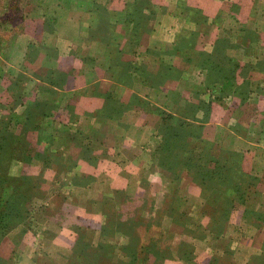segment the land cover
Segmentation results:
<instances>
[{"label":"crops","instance_id":"obj_1","mask_svg":"<svg viewBox=\"0 0 264 264\" xmlns=\"http://www.w3.org/2000/svg\"><path fill=\"white\" fill-rule=\"evenodd\" d=\"M29 1L28 14L34 21L23 20L25 32L22 37L27 39L26 25L29 22L33 23L32 29L39 28V33L32 35L31 42L25 41L19 51V69L13 67L17 74L12 72L14 69L7 74L4 68L5 74L0 76L10 84L11 81L19 84L21 90L15 93L18 91L26 99L29 95V86H26L28 51H33L36 64L42 71L39 69L41 75L29 82L30 85L35 89L44 87L46 78L43 74H51L55 90L69 97L66 103L62 99L54 105L50 122L54 127L67 128L69 143L79 145L81 159L87 156L92 166L82 171L84 175L88 174L87 179L82 181L77 177L79 181L63 186L59 205H67L66 209H69L59 214L62 219L73 217V224L78 223L77 216L92 215L96 200L93 201L91 196V187L101 175H106L107 187L111 188H117L120 175L138 177L146 169L148 175H153L140 153L145 149L148 152L154 145L161 124L201 123L190 116V113L195 114L191 106L205 108L218 103L212 109V120L205 125L232 132L234 143L225 141V150L212 154L213 157L219 161L229 160L236 153L248 152L249 173L264 181V144L257 142L263 150H255L249 139L251 127H257L256 141H260L261 122L245 121L246 107L264 105V0H120L119 6H114V0H87V3L65 8L61 7L60 0H50L45 8L41 7L43 0ZM112 17L119 18V21L110 20ZM66 27L70 33H60ZM6 55L8 57V53ZM119 57L131 59V62L119 63ZM22 71L23 75L20 74ZM248 82L256 83L258 89L251 93L254 94L249 98L252 101L241 105L238 96L250 95V90L241 89L242 84ZM120 88L133 96L130 106L119 102ZM0 95L11 96V92L4 87ZM37 96L38 91L35 99L39 98ZM219 102L228 105L230 118L221 119L214 115L220 112L219 109L224 111L226 108ZM38 109L41 107H36ZM144 114L147 115L145 120L142 119ZM165 115L167 117L163 118ZM102 128H105L103 132ZM85 133L92 134L96 139L85 137L97 140L101 145L96 157L90 156L88 152L92 150L83 143ZM106 136L113 141L112 148L106 144ZM214 137H218L215 131ZM193 138L189 137L188 141ZM242 148L249 151L240 150ZM252 149L254 151H250ZM154 154H148L147 159H154ZM117 157L119 168L114 170L107 164H112L110 159ZM48 189L46 200L53 197ZM54 204L50 203L49 208ZM32 213L38 216L43 210L35 207ZM36 219L38 225L34 231L21 225L4 236L3 243L5 241L9 247L4 264H45L47 260L61 264L62 261L54 260L51 254L42 253V250L49 244L57 250L67 249L64 240L68 239V234L51 218V222L58 225L53 233L56 239L51 237L46 242L44 224ZM85 229L89 231L91 227L85 226ZM74 231L77 235L82 227ZM244 233L243 236L236 233L227 237L224 231L219 237H204L202 240L196 238L199 235H191L186 236V241L201 243H193L196 247L202 246L196 252L198 264H207L209 259L216 264L222 259L229 261L227 251H231L232 257L241 251L246 262V257L259 248L254 240L251 241L256 238L255 234L249 232L250 235L244 236ZM231 260L228 264H234L235 260ZM170 263L182 264L165 261V264Z\"/></svg>","mask_w":264,"mask_h":264},{"label":"rangeland","instance_id":"obj_2","mask_svg":"<svg viewBox=\"0 0 264 264\" xmlns=\"http://www.w3.org/2000/svg\"><path fill=\"white\" fill-rule=\"evenodd\" d=\"M49 1L43 0L44 5L41 7L48 6ZM119 1L114 0V6H119ZM60 2L61 7L65 8L67 5L87 3V0H60ZM30 8L29 0H0V74H5L4 68L7 74L12 72L17 74L16 68L19 69L20 64L19 51L25 41L31 42L32 35L39 33V28L30 27L34 21V18L28 14ZM114 17L110 20L119 21V18ZM25 19L32 20L26 25V40L22 37V32H25L23 31ZM35 26L36 24L33 25ZM63 29L64 31L60 33H70L67 27ZM119 38H122L121 32H119ZM28 57L29 68L26 69V74L29 78L26 77V86L29 87L26 88L29 95L26 99H23L18 91L17 94L15 93L16 90H21L19 84L12 81L10 84L8 80L0 76V90L6 87L11 92V96L0 95V137H7L2 142L0 139L2 151L5 152L1 162L4 169L1 170L6 171L7 174L25 177L26 186L30 188L29 192H32V198L28 199L29 201H19L15 204L20 214L14 217L17 221L5 235L21 225L34 231L38 225L36 222L38 218L43 222L46 230L45 241H49L51 237L56 239L53 233L57 231L58 225L51 222L52 218L53 221L58 222L60 225L58 227L68 234L66 237L68 239L64 240L68 248L57 250L49 244L43 246L42 253L51 254L54 260L62 261L61 264H165L168 260L179 261L182 264H198L196 252H199L201 249L199 247L202 246L193 245L199 242L198 240H194L193 243L186 241V236L199 235L196 238L202 240L204 237H219L224 234V231L227 237L236 233L243 236L246 232L245 236L253 232L256 238L251 241L256 242L258 251L246 257V262L243 261L245 257L243 258L241 251L234 257L231 251H227L229 255L227 257L230 258L229 261L234 259V264H264V181L249 173L248 152L236 153L234 157L232 156L233 159L229 160L224 158L219 161L213 157L214 153L225 150L227 146L225 141L232 140L234 143L232 132L222 127L218 131L214 125H205L208 120H212V109L218 103L214 105L211 103V106L205 108L191 106L195 114L190 113V116L195 122L201 121L197 125L196 123L184 125L190 123L184 122L181 126L161 124L157 128L159 138L154 140V145L148 150L149 153L146 149L140 153L145 157L143 161L146 166L150 165L149 171L153 172V175H148L147 169L143 170L138 177H133L134 179L128 174L120 175L121 179L119 183H116L117 188H111L109 185L108 188V183L105 181L106 175H101L96 185L91 187V196L93 201L96 200L91 211L92 215L77 216L78 223L73 224V217L68 216L67 220L62 219L59 214L67 207V205L66 207L59 205L63 186L66 183L79 181L76 180L77 177L80 180L87 179L88 174L84 175L82 171H86L92 164L87 156L81 159L79 145L74 142L69 143L66 127L57 128L51 125L52 108L62 99L66 103L69 98L68 95L55 90L53 75L43 74L46 78L43 85H46L36 88L39 98L35 99L37 91L30 83L41 75L39 72L42 68L36 64L35 52L28 51ZM120 62L130 63L131 59L119 57ZM12 69L15 71L11 72ZM20 74L23 75V71ZM13 83L15 87L12 86ZM241 89L250 90L249 97L238 96L243 105L244 102L248 104L254 96L251 93L256 92L258 87L256 83L248 82L245 85L242 84ZM128 93L120 88L119 102H125L124 104L130 106L129 102L133 101V96ZM219 103L226 108L224 111L219 109L220 112L214 115L221 119L230 118L231 110L228 105ZM38 106L41 107L40 110H36ZM146 116L144 114L142 119L145 120ZM166 117L167 115L163 116V118ZM249 120L253 124L261 122L260 141H256L259 135V132H256L257 127H251L252 134L249 139L255 150H263L257 144V142L264 144L263 103L246 107L245 121L250 122ZM104 130L105 128H102L101 131ZM214 131L217 138L214 137ZM85 136L93 137L89 133H85ZM189 137L194 138L188 141ZM84 139L83 143L92 150L88 153L96 157L101 149L100 143L89 137ZM105 141L112 148L113 141L110 138L107 139V136ZM240 150L249 151L243 148ZM11 152L18 159L10 160ZM147 153H155V158L147 159ZM23 156L27 159L25 160ZM117 159L118 157L110 159L112 164L107 165L116 170L119 168ZM20 182L23 183L24 180L22 182L20 179ZM26 186L22 187L25 191ZM47 187L48 193L53 194L52 198L48 196V200L45 197ZM29 192L27 190V194ZM50 203L55 204L49 208ZM35 207L43 210V213L38 216L33 215L32 211ZM75 225L78 226L74 228ZM85 226L91 227V230L87 231ZM81 227V233L78 231L75 235L74 230ZM4 236L0 239V264H4V255L9 249L7 243L5 241L3 243ZM240 248L243 249L244 245L241 244ZM82 250L85 252L83 255ZM220 261L222 262L220 264L229 263L225 259ZM212 262L214 260L209 259L207 264ZM45 264L58 263L47 260Z\"/></svg>","mask_w":264,"mask_h":264},{"label":"trees","instance_id":"obj_3","mask_svg":"<svg viewBox=\"0 0 264 264\" xmlns=\"http://www.w3.org/2000/svg\"><path fill=\"white\" fill-rule=\"evenodd\" d=\"M7 130V126H4ZM10 135V134H9ZM6 136H1V142L5 141ZM2 144H0V239L2 236H4L7 231L14 226L15 216H18L20 212L16 209L15 204L19 201H24L32 198V192L30 191V188L26 186L25 183V177H20L15 174L6 173V171H2L1 169H4V166L1 165L3 161V156L5 155V152L2 151ZM8 153V152H7ZM25 160L27 159L26 156H23ZM9 159L10 160H16L18 157L14 153H9ZM20 179L24 180L23 183L20 182ZM26 186V189L23 190L22 187ZM21 190V192L19 191ZM14 200V201H13ZM13 201V203H12ZM29 201V200H28ZM82 255L84 254V250H82Z\"/></svg>","mask_w":264,"mask_h":264}]
</instances>
